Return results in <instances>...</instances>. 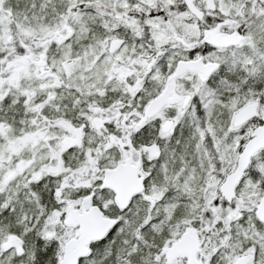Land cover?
I'll return each mask as SVG.
<instances>
[{"label":"snow or ice","instance_id":"obj_1","mask_svg":"<svg viewBox=\"0 0 264 264\" xmlns=\"http://www.w3.org/2000/svg\"><path fill=\"white\" fill-rule=\"evenodd\" d=\"M0 264H264V0H0Z\"/></svg>","mask_w":264,"mask_h":264}]
</instances>
